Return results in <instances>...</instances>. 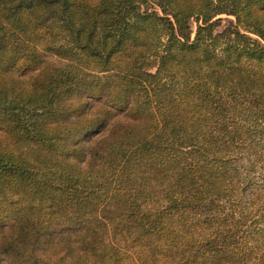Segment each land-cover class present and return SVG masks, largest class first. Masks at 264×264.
I'll return each instance as SVG.
<instances>
[{"label": "trees", "instance_id": "obj_1", "mask_svg": "<svg viewBox=\"0 0 264 264\" xmlns=\"http://www.w3.org/2000/svg\"><path fill=\"white\" fill-rule=\"evenodd\" d=\"M0 264H264V0H0Z\"/></svg>", "mask_w": 264, "mask_h": 264}, {"label": "rangeland", "instance_id": "obj_2", "mask_svg": "<svg viewBox=\"0 0 264 264\" xmlns=\"http://www.w3.org/2000/svg\"><path fill=\"white\" fill-rule=\"evenodd\" d=\"M191 27L193 30L195 29V23H193V21L191 22Z\"/></svg>", "mask_w": 264, "mask_h": 264}]
</instances>
